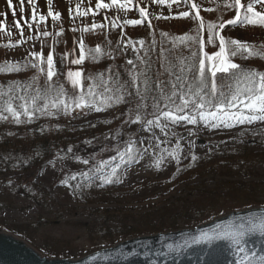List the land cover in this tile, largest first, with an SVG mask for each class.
<instances>
[{"label":"trees","instance_id":"obj_1","mask_svg":"<svg viewBox=\"0 0 264 264\" xmlns=\"http://www.w3.org/2000/svg\"><path fill=\"white\" fill-rule=\"evenodd\" d=\"M226 3L232 5L234 0H227ZM248 4V2L242 4L244 6L241 10L242 15ZM209 9L200 10L198 13L205 22V28L201 33L205 41V51L213 54L218 51L219 40L215 39L213 44L207 43V23H215L217 28L214 32L219 31L220 23H226L233 18L235 7H231L232 16L228 14L226 6L221 8L216 3H212ZM196 14L190 12L186 18L171 19L162 24L155 21L149 24L144 23L142 32L145 38L143 45L135 49L136 57L133 60L135 69L125 62L124 55L117 46V40H106L108 33L112 30V26L108 23L96 29H92L91 25L76 29L75 35L83 41L86 53V58L81 64L72 63L73 59L79 58L81 49L79 45L78 53L73 52L67 42L68 32L65 26L61 24V30H56V32L46 29L49 36L41 35L33 39L37 49L45 58V63L42 65L45 74H39L37 69L29 64L20 72L0 73V86L7 91L9 82L15 81L22 84L32 83L33 88L38 86L44 89L46 87V58L50 51L53 57L60 58L62 65L60 72L55 70L56 75L52 82L56 85H63L64 91L70 97L79 91V89H74L66 78L70 70L82 72V85L85 91L92 83L88 79L89 76L97 77L98 74H103L104 79L111 76L115 80L119 74L121 84L125 82L130 84L129 71L139 72L148 65L151 67L147 76L152 81L157 79L168 81L170 77L165 69L170 64L175 65L173 71L178 72L180 58L191 57L192 52L198 53L197 43L189 41L187 44H182L174 39L186 33L192 36L197 35L195 30L198 28L199 21L192 18ZM235 26L264 29V26L260 25L237 24ZM85 27L89 30L81 31ZM122 29L125 35L134 31L126 26H122ZM229 29L224 28L220 32L226 40L233 39ZM58 32L61 34L57 35ZM20 40L23 42L15 47H4L9 42L15 44ZM30 42L27 36H13L5 29L0 30V64L8 61L5 58L10 51L26 52L29 50ZM98 45L101 48V54L98 60H93L94 49ZM250 45L254 52L264 53V41H257ZM162 49L164 50L163 58L161 57ZM244 56L247 58H242L238 54L235 57L230 56V59L244 69L264 72V58L248 57L247 53H244ZM141 60L146 64H142ZM19 63L23 66L28 64L29 60ZM36 76L38 80L33 81L32 78ZM218 76L220 77L218 83L228 84L230 82L229 78L223 74H218ZM96 83H99V79ZM109 86L113 89L116 87L111 83ZM166 90L170 91V89ZM32 91L33 89H29L30 94ZM96 91L102 93L103 88H97ZM18 94H23V91L20 90ZM112 94L115 93H105V95ZM6 98H0V106ZM125 101L119 104L113 103L111 107L100 112L90 109H74L70 115L37 114L31 122L20 124L14 123L10 116L6 120L0 119V228L24 240L44 256L80 258L90 252L85 251L84 255L64 253L60 249L63 246L60 240H56L54 244L56 248L47 249L44 246H38L36 239L31 238L33 237L32 232L22 227L5 225L2 221L4 214L12 206L20 207L21 203L32 202L36 207L34 214L36 224L40 221L51 224L65 217L71 221V225L83 230L84 237L90 245L93 247L99 245L97 248L99 250L129 238L192 228L227 212L264 206V180L246 182L233 179L235 177L253 178L257 171L264 172V150L256 153L245 147H217L204 155H196L198 159L195 162L191 161V154L181 150L180 163L177 164L167 155L175 147H168L160 149L155 154L151 153V163L154 165L160 155L165 156L164 163L157 169L166 174V178L162 181L168 189H174L180 185L185 186V191L180 197L175 198L169 205L154 211L133 208L104 209L106 205L127 197H137L141 201L157 189L155 181L142 179L133 181L131 178L134 169L146 160L147 152L144 151L138 129H133L135 124L142 126V123H130L129 121L133 120L138 113L146 119H151L148 113L152 112V100H147V109L137 108L139 98L135 95L131 97L126 95ZM97 102L99 103V99ZM14 103L18 104L19 101H14ZM82 114H101L107 117L79 124ZM4 115L8 114L4 113ZM25 119L21 117L22 121ZM129 139L136 142V147L143 155L138 163L125 165L119 160L117 152L126 146ZM69 148L71 152L68 151ZM76 157L80 158L79 161L75 159ZM83 160H88L89 164L85 165ZM101 160L107 161L106 166L98 167ZM46 161H50L56 172L53 187L62 191L61 197L58 198L60 203L44 187L33 182L29 175L30 172L39 170ZM67 164H70V167H66ZM116 165H119L117 177L113 178L111 183H105L104 178L111 174L112 168ZM81 172L88 173L87 177L79 175ZM73 174H77L75 180L70 178ZM211 175L224 179L214 186H209L204 180ZM62 180L65 183H61ZM194 180L203 181L194 183L192 182ZM68 204L97 207L81 210ZM77 218H81L80 222L76 220ZM87 219H92V222L86 221Z\"/></svg>","mask_w":264,"mask_h":264},{"label":"snow or ice","instance_id":"obj_2","mask_svg":"<svg viewBox=\"0 0 264 264\" xmlns=\"http://www.w3.org/2000/svg\"><path fill=\"white\" fill-rule=\"evenodd\" d=\"M33 3L35 0H29ZM153 2L165 3V0H153ZM177 5L181 3H187L188 0H173ZM24 0H21V12H23ZM118 0H112V5H116ZM131 0H127L126 3H120L119 8L125 11L128 10ZM9 8H13L11 0H8ZM110 5L97 2L96 8L105 9ZM235 7L236 17L228 20L226 23L230 25L237 24H249L264 26V13L254 11L252 3H249L246 7L244 14L242 15V8L244 6L241 0H234V4L229 5L226 3V7ZM193 8L197 5L193 4ZM211 10V9H209ZM91 11V8L88 9ZM71 14V13H70ZM77 14L86 15V12L80 11V6L77 5ZM251 14V15H249ZM15 16V11L13 10ZM139 15L143 19H147V12L144 8H139ZM36 12L33 11L32 20L36 21ZM48 16L52 17L54 21L60 18V13H53L51 9V0H49ZM189 16L188 11L179 13L177 18H186ZM199 21L198 28L195 30L197 35L192 36L184 34L180 37L174 38L182 44H187L191 41L199 45L198 53L192 52L191 57L180 58L179 71L175 72L173 69L175 65H169L165 71H167L170 79L168 81H161L157 79L152 81L147 72L150 70V65L145 69L136 72L129 71L130 84L125 82L121 84L119 82V74L116 79L113 80L110 76L108 79L103 78V74H98L97 77L89 76L88 79L92 81L85 91L82 85V72L81 71H68L66 78L73 86L74 89H79L78 93L74 96H68L64 91L63 85L54 84L53 77L56 75L55 65L53 60V53L50 51L46 58L47 71H46V87L40 89L38 86L33 88L32 83L22 84L20 82L11 81L8 84L7 91L3 90V86H0V98L7 97L3 100V105L0 106V119L6 120L10 116L14 123L20 124L22 122H31L36 118L37 114L54 116L57 114L70 115L74 109H90L96 112L103 111L111 105L126 102L125 96L131 97L135 95L139 98L137 108L147 109V100H152V112L148 113L151 119L142 117L139 113L135 116L130 123H142L145 130L151 131L153 128H159L162 133L167 136V132L171 130L172 126H183L203 124L207 128L215 129L219 127L233 128L237 124H252L255 122H264V72H258L255 70H248L242 68L240 65L233 63L230 59L238 54L242 58L247 56H260L264 58V53L254 52L252 46L241 42L237 39L226 40L219 31L214 30L217 25L212 22L207 23L208 32V44H213L215 39L219 40V48L213 54H208L205 51V41L201 36L205 28V22L200 17L199 13L192 17ZM107 19V18H106ZM45 16L40 15L39 21H44ZM142 19H125L124 24L130 26L140 25ZM19 28V24H16ZM104 27V25L96 24L91 25L92 29ZM112 27H117L115 22L112 23ZM219 29H224L225 23L219 24ZM5 29L4 24L0 23V30ZM76 31V29H72ZM87 27L81 29V31H88ZM61 33H57L60 35ZM21 32V36H22ZM45 37L49 36L47 31L43 32ZM32 39V37H28ZM23 41H16L15 44L9 42L4 47H15ZM131 43V41H129ZM143 45V40L138 41ZM231 46H235L232 48ZM80 56L78 59H73V64H81L86 58L84 43L80 42ZM92 51V50H89ZM95 55L93 60H98L101 54V48L98 45L94 49ZM29 55L33 57V61L23 66L19 62L5 61L0 64V73H12L20 72L23 68L29 66L37 69L39 74H45V69L42 65L45 63V58L42 53L30 52ZM161 57H164V50H161ZM139 59V57H137ZM127 63L132 65L135 69V64L132 60H128ZM142 64H146L141 60ZM163 67V64L161 65ZM218 74H223L229 78L228 84H220L218 80L220 77ZM33 81L38 80V76L32 78ZM99 79V83L96 80ZM113 84L116 87H110ZM103 88V92H97V88ZM29 89H33L32 93H29ZM170 89V91L166 90ZM20 90L23 94H18ZM105 93H115L112 95H105ZM99 99V103L97 100ZM14 101H19L18 104ZM7 113L8 115H4ZM25 117L24 121L21 117ZM175 135V133H173ZM191 134V133H190ZM194 142L189 141V144ZM71 152V148L68 149ZM144 151H147L145 149ZM180 146L179 140L176 142V147L167 155L170 156L177 164L180 163ZM143 153L136 147V142L129 139L126 142V146L122 150H118L117 156L119 160L125 165H131L138 163ZM79 161V157L75 158ZM198 157L195 153L191 154V161L195 162ZM165 160L164 155H160L154 162V167L159 168ZM85 165L89 164L88 160H83ZM107 161L101 160L98 167L106 166ZM117 168H112L111 174L104 178L105 183H111L113 178L117 177ZM179 171V168L177 169ZM77 174H73L70 178L76 179ZM79 175L87 177L88 173L81 172ZM65 183V181H61ZM258 231L261 235H264V217L258 220L250 221L248 226H239L231 232L223 234H217L216 236H209L208 234H202L197 240L210 242L214 239H221L224 237H230L235 243L238 249V259L235 264H264V254L257 255L255 252H250L242 246L243 238L248 232Z\"/></svg>","mask_w":264,"mask_h":264},{"label":"rangeland","instance_id":"obj_3","mask_svg":"<svg viewBox=\"0 0 264 264\" xmlns=\"http://www.w3.org/2000/svg\"><path fill=\"white\" fill-rule=\"evenodd\" d=\"M226 1L227 0H188L187 3L177 5L173 0H165L163 4L159 2L154 3L153 0H131L128 10L125 11L119 8V4L126 3L127 0H118L116 5H112V0H51V9L53 13H60V18L54 21L52 17L48 16L49 0H35L34 4L29 2V0H24L23 12L20 10L21 0H11L13 8H9L8 0H0V23L4 24L5 31L13 36L19 37L22 32V36L32 37V39H30L31 47L29 50L26 52L19 50L10 51L5 59L13 62H21L27 59L29 62L33 61V57H31L29 53H39L33 39L35 37H40L43 35V32L47 30L52 32H56V30L60 31L61 24L65 26L68 32L66 34L68 44L72 47L73 52L77 54L81 38L75 36V31L72 29L82 28L85 25H92L94 22L99 25L108 23L112 26V23L115 22L117 27H111L112 30L108 33L106 40H117V46L124 55L125 62L127 63L128 60H134L136 57L135 49L141 45L138 41L145 38L142 32L144 23L149 24V22L155 21L162 24L167 20L179 19L177 18L179 17V13L184 11L194 13L200 10L206 11L211 7L212 3H216V5L222 8L226 6ZM242 1L244 3H252L254 11L264 13V0ZM97 2H102L110 6L98 10L96 8ZM193 4L197 5V7L193 8ZM77 5L80 6V11L86 12L87 14L78 15ZM89 8H91V11H88ZM139 8H144L146 10L147 19L140 17ZM13 10L15 11V16L13 15ZM33 11L37 14L36 21L32 20ZM227 11L228 14L232 16V13H230L231 7H227ZM40 15L45 16V20L42 22L39 21ZM125 19H142V23L136 26L125 25ZM17 23L20 26L19 28L16 27ZM122 26L132 28L134 31H130L125 35V33L123 34V29H121ZM229 30L233 39L240 40L249 45L257 41H264V29L233 26ZM129 41H131V43H129ZM53 60L55 70L60 72L62 70L60 58L56 56L53 57ZM105 117H107V115L82 114L78 123H89L93 120ZM135 128L138 129L139 138L143 147L147 149V158L134 169L131 178L133 181H138L140 179L152 182L155 181L157 182V189L152 195L145 197L141 201H139L137 197H127L106 205L103 207L104 209L117 210L122 208H133L136 210L154 211L169 205L175 198L180 197L185 191V186L180 185L174 189H168L163 183L166 174H163V172L153 166L151 163L152 157H150L151 153L155 154L160 149L176 147L177 140H179L181 150L185 153H195L196 155H203L217 147H245L249 151L256 153L264 150V122L259 121L252 124H237L233 128L219 127L215 129L207 128L202 123L197 125L184 124L183 126L171 128V130L167 132V136H165L159 128H153L151 131H147L143 126L138 124H135L133 129ZM191 131H194V133H191ZM173 133H175V135ZM189 141L194 143L189 144ZM65 166L70 167V164ZM55 174L56 172L52 168L50 161L44 162L39 170L29 173L33 182L44 187L48 193L60 203L58 198L61 197L62 191L53 187ZM223 179L224 178L211 175L205 178L204 181L207 182L209 186H214ZM233 179L246 182L262 181L264 180V172L260 170L257 171L253 178L246 179L243 177H235ZM202 181L203 180H194L192 182L200 183ZM68 205L78 207L81 210L95 209L97 207L94 205ZM35 210L36 207L34 203L24 202L21 203L20 207H10L4 214L2 221L5 225L22 227L28 230V232H32L33 237H30L36 239L38 246H44L47 249L56 248L54 247L56 240H60L63 243V246L60 248L61 251L76 255L80 253L84 255L85 251H87V253H92L99 247V245L95 247L90 245L84 237L83 230L71 225V221L65 217L51 224L46 221H40L39 224H36V215H34L36 213ZM93 218H95V216H93ZM76 220L80 222L81 218H77ZM86 221L92 222V219H87ZM0 231L10 234L2 228H0ZM25 243L28 244L27 242Z\"/></svg>","mask_w":264,"mask_h":264},{"label":"water","instance_id":"obj_4","mask_svg":"<svg viewBox=\"0 0 264 264\" xmlns=\"http://www.w3.org/2000/svg\"><path fill=\"white\" fill-rule=\"evenodd\" d=\"M264 217V207L226 213L196 226L163 234L127 239L79 259L48 258L15 236L0 231V264H235L238 249L230 237L210 242L202 234L216 236ZM243 247L264 254V235L248 232Z\"/></svg>","mask_w":264,"mask_h":264}]
</instances>
